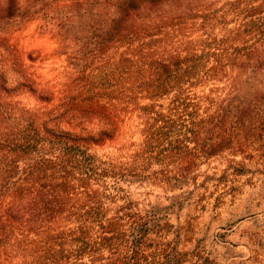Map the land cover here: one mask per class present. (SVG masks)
I'll return each mask as SVG.
<instances>
[{
	"label": "trees",
	"instance_id": "trees-1",
	"mask_svg": "<svg viewBox=\"0 0 264 264\" xmlns=\"http://www.w3.org/2000/svg\"><path fill=\"white\" fill-rule=\"evenodd\" d=\"M171 1L0 0V264H144L151 235L188 205L192 193L183 189L197 160L224 150L264 156L261 6L229 2L244 19L218 36L190 5L201 35L179 41L185 24L157 14ZM26 19L61 39L67 66L58 91L38 81L11 43ZM132 113L141 143L125 160L91 152ZM150 183L181 192L152 206L148 219L133 217L127 251L115 254L112 218L131 212L118 206L105 221L101 198L114 202L124 186ZM93 229L99 237L90 242ZM225 233L212 241L215 256L243 264ZM162 264L186 262L173 249Z\"/></svg>",
	"mask_w": 264,
	"mask_h": 264
},
{
	"label": "rangeland",
	"instance_id": "rangeland-1",
	"mask_svg": "<svg viewBox=\"0 0 264 264\" xmlns=\"http://www.w3.org/2000/svg\"><path fill=\"white\" fill-rule=\"evenodd\" d=\"M76 1L81 0H59V5H70ZM231 1L175 0L164 4L157 14L174 18V24H185L184 35L176 39L195 40L201 35V19L194 18L192 11H188V6L192 5L199 15L207 19L206 30L219 36L244 19L240 14L230 11L228 3ZM251 5H260V16H264V0H242L241 8ZM174 29L177 27L169 31L173 32ZM10 40L19 49L38 81L41 84L48 83L53 90L58 91L67 66L60 37L43 32L38 19H26L11 32ZM202 90L207 89H197ZM17 99L29 107L36 106V102L27 95ZM139 129L136 113H132L125 117L119 135L114 140L93 146L91 152L99 157L125 160L141 143ZM157 168L152 165L148 170L152 172ZM236 170L244 171L240 173ZM124 189L126 194L120 192L114 202L102 197L100 204L104 212L103 219L114 217L118 206H127L131 212L130 217L122 216L123 211H120V218H112L115 224L112 236L115 254H125L127 251L133 217L148 219L152 206L167 205L174 194L181 192L171 191L160 183L124 186ZM187 190L191 191L192 196L188 205L179 212V218L171 217L167 225L149 238L144 264H162L165 254L173 249L185 259L186 264H223L212 248V241L218 232H226L225 240L234 252H240L243 264H264V156L250 161L224 150L212 158H200L183 189ZM110 192L113 191L109 189ZM91 232L90 242L98 241L97 230ZM216 247L220 252L223 251ZM105 255L107 259L111 257Z\"/></svg>",
	"mask_w": 264,
	"mask_h": 264
}]
</instances>
